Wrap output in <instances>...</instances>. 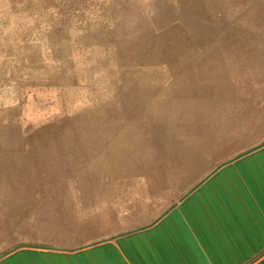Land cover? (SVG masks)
Wrapping results in <instances>:
<instances>
[{"label": "crops", "instance_id": "0c3cea01", "mask_svg": "<svg viewBox=\"0 0 264 264\" xmlns=\"http://www.w3.org/2000/svg\"><path fill=\"white\" fill-rule=\"evenodd\" d=\"M230 1L224 5L235 19ZM180 2L196 41L193 49L180 52L185 40L178 26L168 25L163 9L150 17L139 1V7L124 6L127 15L119 26L125 28L113 30L109 48L123 49L120 63L136 69L129 77L135 82L110 91L114 98L107 105L88 107L84 117L66 121L71 132L49 136L37 130L18 137L16 146L30 143L16 151L24 175L21 191L42 197L71 172L63 185L67 200L45 201L43 210L50 205L59 221L60 210H74L76 220L102 233L77 247L21 246L0 256V264H264V105H255V121L229 136L226 124L212 121V112L239 90L237 71L230 77L225 71L237 55L222 61L220 76L185 74L213 54H237V41L244 43L243 32L255 26V16L236 21L232 35L215 36L203 6ZM207 41L211 47L203 59ZM210 85L231 92L213 103L212 94L203 93ZM111 106L122 111L117 120ZM149 119L161 131L154 143L145 137ZM42 145L44 156L35 151ZM77 154L91 159L78 166L80 160L66 157Z\"/></svg>", "mask_w": 264, "mask_h": 264}, {"label": "rangeland", "instance_id": "374dc122", "mask_svg": "<svg viewBox=\"0 0 264 264\" xmlns=\"http://www.w3.org/2000/svg\"><path fill=\"white\" fill-rule=\"evenodd\" d=\"M138 1L150 17H158L163 9L168 25L178 26L179 35L185 40L181 53L195 47L196 41L181 14L180 0H152L154 4L149 0H0V66L4 65L0 67V198L6 201L0 199V256L28 245L77 247L91 243L102 233L92 223L76 220L74 210H60L61 221L50 205L47 211L43 210L45 201L67 200L63 185L71 180V172L57 178L55 185L42 197L21 191L24 175L19 170L16 151L25 150V145L30 143L24 140V146L16 145L19 135H27L30 131L40 130L48 135L61 129L71 132L73 128H69L66 121L84 117L87 113L84 109L88 107L107 105V100L114 98L110 91L114 88L122 90L125 85L135 82L129 77L137 74L134 73L136 69L120 63L126 57L123 58V49L109 47L112 33L116 32L113 30L125 28L119 26L125 20L123 16L127 15L123 13L124 6L139 7ZM226 1L192 0L189 5L193 7L198 2L203 6L204 17L215 30V36L232 35L233 24L245 15L256 17L255 26L247 27L243 32L244 43L237 41L236 61L225 68L228 77L237 71L235 84L239 90L232 97L229 94L221 109L212 112V121L226 124L227 132L232 136L240 132L237 128L243 123L255 121V105H264V0L230 1L235 19L228 18ZM156 25L154 22L153 31L158 33L160 30ZM210 47L211 42L207 41L200 56L207 54ZM227 47L225 44L222 48ZM79 57L86 62L81 63ZM192 57L186 63L188 67L193 63ZM31 58L34 60L28 61ZM38 78L51 89L49 93L54 98L39 97L41 89L32 81ZM54 81L59 83L52 84ZM228 84L225 82L222 86L226 89ZM227 92L218 91L211 85L203 91L212 94L213 103ZM107 109L115 120L122 113L112 106ZM47 111L50 112L47 120L51 122L42 120ZM167 115L171 120V114ZM147 125V143H154L161 131L150 119ZM66 157L80 160L78 166L88 164L91 159L81 154Z\"/></svg>", "mask_w": 264, "mask_h": 264}, {"label": "bare ground", "instance_id": "6f19581e", "mask_svg": "<svg viewBox=\"0 0 264 264\" xmlns=\"http://www.w3.org/2000/svg\"><path fill=\"white\" fill-rule=\"evenodd\" d=\"M262 4V3H261ZM259 5V4H258ZM260 17V16H259ZM255 22H256V17H255ZM38 46H39V44H38ZM35 47H37V46H35ZM48 47V46H47ZM48 49V48H47ZM24 50H26V49H24ZM31 50H32V48H31ZM49 51V50H48ZM214 51V50H213ZM23 52V51H22ZM34 52V51H33ZM34 55H36V54H34ZM73 55V54H72ZM236 56V52L235 51H233V53H231V54H228L227 56L225 55H222V53H217V54H213V55H211V56H209L208 58H207V60L208 61H206V62H204V63H196V65L195 66H190L186 71H185V74H188V72H189V74H188V76L189 75H193V74H197V75H201V76H203V78L202 79H204L205 77H207L206 76V74H208V76L210 75V74H212V75H221L222 73H223V65H222V61H224V60H226V59H234V57ZM30 57H33V56H30ZM80 61H81V63H83V62H86V60H84V59H82L81 57H79L78 58ZM203 59H204V56H203ZM30 60H34L33 58H31V59H28V61H30ZM42 66V65H41ZM114 67H116L115 66V64H114ZM170 69L172 68V67H169ZM116 68H113V73H116V70H115ZM190 69V70H189ZM49 72V71H48ZM54 72H55V70H54ZM30 73H33V72H30ZM56 73V72H55ZM15 75H16V73H15ZM34 75L36 76L37 74L36 73H34ZM56 76H57V74H55ZM41 79V78H40ZM39 78L38 79H34V80H32V81H34L35 82V84H37L38 86H39V88L41 89V94H40V98H42V99H44V98H54L53 97V95H51L50 93H49V91L51 92V89L50 88H47L46 86H45V83L42 81V80H40ZM36 80H39V81H36ZM197 81H200V80H197ZM57 83H59V82H52V84H57ZM79 83V82H78ZM27 84V83H26ZM47 84V83H46ZM34 85V84H33ZM70 86V85H69ZM11 87V86H10ZM65 87V86H64ZM82 87V86H81ZM66 88H68V87H66ZM80 88V87H79ZM93 88H95V87H93ZM69 89V88H68ZM172 89H176V86H173L172 87ZM70 90V89H69ZM74 91V90H73ZM76 93V92H75ZM33 99H35V98H33ZM55 101H56V103H57V105H58V100H56V98H55ZM54 101V102H55ZM152 105V104H151ZM49 114H50V112L49 111H47V113L45 114V115H43V117H42V120H43V122L45 121H49V120H47V118H48V116H49ZM45 119V120H44ZM53 122V121H52ZM24 135H20V137H23ZM60 143H62V142H60ZM70 144V143H69ZM59 146L60 145H54V147L55 148H57V149H59ZM66 146V145H65ZM44 146L42 145V147H41V149H35V151H39L40 150V154H43V156L45 155V153H47L48 154V152H46V151H44ZM58 152V150L55 152V153H57ZM42 156V157H43ZM24 196V195H23ZM22 200V199H21ZM22 201H25V200H22ZM21 201V202H22ZM57 201H59V200H57ZM6 201H4V203H5ZM17 202V201H16ZM21 202H19V203H21ZM14 203V202H13Z\"/></svg>", "mask_w": 264, "mask_h": 264}]
</instances>
